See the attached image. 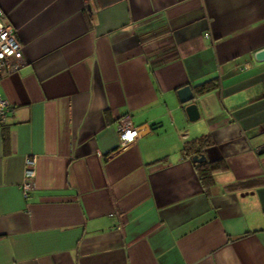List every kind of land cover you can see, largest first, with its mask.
Segmentation results:
<instances>
[{"label": "crops", "instance_id": "0c3cea01", "mask_svg": "<svg viewBox=\"0 0 264 264\" xmlns=\"http://www.w3.org/2000/svg\"><path fill=\"white\" fill-rule=\"evenodd\" d=\"M0 13L24 45L0 69V264H264V0H0ZM127 113L140 133L119 149ZM204 133L206 158L229 163L210 191L182 151Z\"/></svg>", "mask_w": 264, "mask_h": 264}, {"label": "built area", "instance_id": "2783aa9c", "mask_svg": "<svg viewBox=\"0 0 264 264\" xmlns=\"http://www.w3.org/2000/svg\"><path fill=\"white\" fill-rule=\"evenodd\" d=\"M24 60V45L18 36L16 27L11 23H5L0 13V69L4 66L13 68L19 66ZM8 102L0 99V123L7 117ZM119 144L123 149L133 144L139 136V128L135 125L131 114L123 115L118 124ZM36 177V155H28L26 158V169L21 187L25 195L35 187Z\"/></svg>", "mask_w": 264, "mask_h": 264}, {"label": "trees", "instance_id": "16d2710c", "mask_svg": "<svg viewBox=\"0 0 264 264\" xmlns=\"http://www.w3.org/2000/svg\"><path fill=\"white\" fill-rule=\"evenodd\" d=\"M220 86L218 78H211L204 82L199 83L195 90L198 94H204L212 91ZM1 124V123H0ZM213 143V137L210 133H204L199 136L189 138L185 141L182 151L185 156L193 158L195 155H203L207 146ZM195 162L198 174L207 191L216 182V174L225 171L229 168V163L226 158L205 159L201 162Z\"/></svg>", "mask_w": 264, "mask_h": 264}, {"label": "water", "instance_id": "95a60500", "mask_svg": "<svg viewBox=\"0 0 264 264\" xmlns=\"http://www.w3.org/2000/svg\"><path fill=\"white\" fill-rule=\"evenodd\" d=\"M256 58L258 60L264 59V48L258 50L256 52ZM178 93L180 95V99L184 104L185 110L188 113V116L191 120H196L200 117L201 112L199 108V104L196 101L197 94L193 90L190 84L184 85L178 89ZM194 161L201 162L206 159V155L203 154L201 156L195 155L193 157Z\"/></svg>", "mask_w": 264, "mask_h": 264}]
</instances>
